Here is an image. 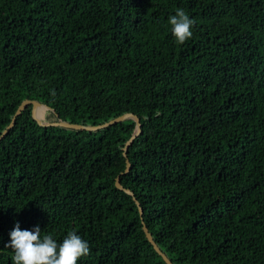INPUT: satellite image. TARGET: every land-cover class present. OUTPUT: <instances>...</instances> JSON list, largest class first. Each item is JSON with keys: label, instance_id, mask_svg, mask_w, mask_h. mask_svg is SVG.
<instances>
[{"label": "trees", "instance_id": "1", "mask_svg": "<svg viewBox=\"0 0 264 264\" xmlns=\"http://www.w3.org/2000/svg\"><path fill=\"white\" fill-rule=\"evenodd\" d=\"M22 99L140 131L124 157L132 119L26 106L0 139V264L16 224L75 231L78 264H165L140 219L171 264H264V0H0V131Z\"/></svg>", "mask_w": 264, "mask_h": 264}, {"label": "clouds", "instance_id": "2", "mask_svg": "<svg viewBox=\"0 0 264 264\" xmlns=\"http://www.w3.org/2000/svg\"><path fill=\"white\" fill-rule=\"evenodd\" d=\"M167 22L177 44L192 38L195 21L183 9H177ZM5 247L14 253L13 264H78L81 257L90 254L88 242L75 231L68 232L58 244L51 234L41 236L39 226L30 231L21 230L19 224L11 231L10 243Z\"/></svg>", "mask_w": 264, "mask_h": 264}, {"label": "water", "instance_id": "3", "mask_svg": "<svg viewBox=\"0 0 264 264\" xmlns=\"http://www.w3.org/2000/svg\"><path fill=\"white\" fill-rule=\"evenodd\" d=\"M35 104H41L38 101L34 100V99H22L18 105L16 106L14 112L12 113L9 122L4 126V128L0 131V139L8 132V130L13 126L16 117L21 113V111L26 107V106H30V116L31 118L40 126H59V127H64V128H69V129H73V130H87V131H92L98 128H104L107 127L113 123H116L118 121L124 120V119H132L134 122V128L132 133L130 134V136L128 137V139L123 143L122 147H121V151H122V156L125 157L126 155V149L129 146V144L131 143L132 139L139 133L140 129V124L138 121V118L136 115L130 113V112H126L123 113L119 116H116L112 119H109L107 121H104L102 123L96 124V125H81L78 123H74V122H67V121H63L61 119H59L57 117V115L55 114V121H44V120H38L36 117H34L33 113H32V108ZM44 105V104H42ZM46 108L50 109L48 106L44 105ZM51 110V109H50ZM129 168V163L127 161V159L124 160V168H123V172H126ZM113 185L114 187H116L117 189L123 191L124 193L130 195L132 197V200L134 201L135 205L137 206V211L138 214L141 218V207L139 206L138 202L135 200V198L133 197L131 191L127 188H124L120 185L119 183V178L118 176H116L114 178L113 181ZM141 221V230L144 233V236L146 238V240L149 242V244L151 245V247L153 248V250L156 252V254L161 258V260L165 263V264H171V262L169 261V259L163 254V252H161L158 247L156 246V244L154 243V241L152 240V237L150 235V233L147 231V228L145 227V225L142 223Z\"/></svg>", "mask_w": 264, "mask_h": 264}, {"label": "bare ground", "instance_id": "4", "mask_svg": "<svg viewBox=\"0 0 264 264\" xmlns=\"http://www.w3.org/2000/svg\"><path fill=\"white\" fill-rule=\"evenodd\" d=\"M47 108L42 105V104H35L32 108V113L34 115V117H36L38 120H43V114H44V111L46 110Z\"/></svg>", "mask_w": 264, "mask_h": 264}, {"label": "rangeland", "instance_id": "5", "mask_svg": "<svg viewBox=\"0 0 264 264\" xmlns=\"http://www.w3.org/2000/svg\"><path fill=\"white\" fill-rule=\"evenodd\" d=\"M45 119L48 122H50V120L53 119V114L51 113V110L48 108L44 111V114H43V120L45 121Z\"/></svg>", "mask_w": 264, "mask_h": 264}]
</instances>
